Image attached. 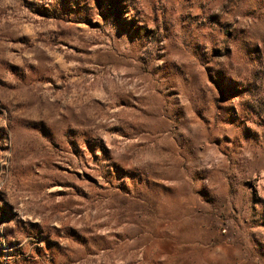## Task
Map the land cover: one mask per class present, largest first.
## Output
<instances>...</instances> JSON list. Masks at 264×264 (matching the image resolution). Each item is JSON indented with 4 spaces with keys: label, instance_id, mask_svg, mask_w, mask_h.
I'll use <instances>...</instances> for the list:
<instances>
[{
    "label": "rangeland",
    "instance_id": "obj_1",
    "mask_svg": "<svg viewBox=\"0 0 264 264\" xmlns=\"http://www.w3.org/2000/svg\"><path fill=\"white\" fill-rule=\"evenodd\" d=\"M0 264H264V0H0Z\"/></svg>",
    "mask_w": 264,
    "mask_h": 264
}]
</instances>
